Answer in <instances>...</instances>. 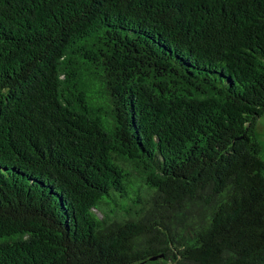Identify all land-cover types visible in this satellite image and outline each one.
I'll list each match as a JSON object with an SVG mask.
<instances>
[{
	"label": "trees",
	"instance_id": "obj_1",
	"mask_svg": "<svg viewBox=\"0 0 264 264\" xmlns=\"http://www.w3.org/2000/svg\"><path fill=\"white\" fill-rule=\"evenodd\" d=\"M264 0H0V264H264Z\"/></svg>",
	"mask_w": 264,
	"mask_h": 264
},
{
	"label": "rangeland",
	"instance_id": "obj_2",
	"mask_svg": "<svg viewBox=\"0 0 264 264\" xmlns=\"http://www.w3.org/2000/svg\"><path fill=\"white\" fill-rule=\"evenodd\" d=\"M255 134L262 144V155L264 157V110L255 122Z\"/></svg>",
	"mask_w": 264,
	"mask_h": 264
}]
</instances>
